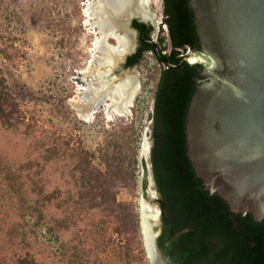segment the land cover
I'll return each mask as SVG.
<instances>
[{
    "label": "trees",
    "instance_id": "16d2710c",
    "mask_svg": "<svg viewBox=\"0 0 264 264\" xmlns=\"http://www.w3.org/2000/svg\"><path fill=\"white\" fill-rule=\"evenodd\" d=\"M164 1L162 23L170 44L160 37L158 43L161 54L169 49L161 56L175 67L157 59L163 68L154 92L150 151L161 217L157 250L170 264H264V220L233 212L216 190H207L189 156L188 116L204 82L203 68L178 64L187 50L202 47L189 0ZM132 26L145 28L136 21ZM146 31L149 40L153 30ZM145 51L154 53L144 45L129 58L130 66L138 65ZM2 56L10 59L11 48ZM0 130L21 139L12 155L7 146L0 151V264H78L82 244L71 243L83 220L95 210L122 206L115 186L126 178L123 162L115 155L104 170L91 166L89 154L70 139L25 117L1 75Z\"/></svg>",
    "mask_w": 264,
    "mask_h": 264
},
{
    "label": "rangeland",
    "instance_id": "374dc122",
    "mask_svg": "<svg viewBox=\"0 0 264 264\" xmlns=\"http://www.w3.org/2000/svg\"><path fill=\"white\" fill-rule=\"evenodd\" d=\"M84 3L88 0H0V75L25 117L70 139L75 149L89 154L91 166L104 170L115 155L123 162L126 178L115 186L116 201L122 206L113 212L95 210L83 220L79 238L71 243L82 244L78 264H168L157 249L153 254L147 247V241L161 229L150 151L154 92L163 66L150 52L130 68L122 63L128 51L120 52L116 64L105 60L99 74L92 71L93 87L110 88L112 100L117 101L126 78H133L136 91L131 106L122 114L113 112L110 120L100 110L91 121H81L70 102L81 86L79 72L89 68L95 41V35L83 25ZM141 3L151 14L150 39H166L162 0ZM116 28L120 35L132 30L130 23ZM106 42L110 50L118 46L113 35ZM7 47L11 48L10 59L2 56ZM168 52L166 48L163 53ZM1 133L5 142L0 140V151L7 146L8 153H13L20 137ZM51 245L58 254V244Z\"/></svg>",
    "mask_w": 264,
    "mask_h": 264
},
{
    "label": "water",
    "instance_id": "95a60500",
    "mask_svg": "<svg viewBox=\"0 0 264 264\" xmlns=\"http://www.w3.org/2000/svg\"><path fill=\"white\" fill-rule=\"evenodd\" d=\"M191 6L203 51L187 52L178 66L201 65L204 82L190 105L189 156L207 190L233 212L264 220V0H191ZM133 18L142 20L131 15L120 27ZM191 56L198 61L189 63ZM158 235L147 241L153 254Z\"/></svg>",
    "mask_w": 264,
    "mask_h": 264
},
{
    "label": "bare ground",
    "instance_id": "6f19581e",
    "mask_svg": "<svg viewBox=\"0 0 264 264\" xmlns=\"http://www.w3.org/2000/svg\"><path fill=\"white\" fill-rule=\"evenodd\" d=\"M92 1V4L89 0L87 4L84 3L86 8L83 22V25L88 27V31L95 35V41L92 44L93 48L90 50L92 59L88 62L89 68L79 72L81 86L78 87L73 100L70 102L78 118L84 122L91 121L93 116L100 110H103L107 119L110 120L113 112L122 114L126 111V108L131 106L136 91L133 78H126L125 89L121 91L120 99L114 101L111 97L112 90L110 88L106 87L101 90L93 87L91 80L92 71L96 70L99 74L100 65L105 60L109 59L113 64H116V59L120 52L128 51V49L132 48V35L128 32H123L120 35L117 33V28L115 29V27L123 29V26L120 27L119 21L131 15L140 16L143 19L150 18L148 20H151V14L142 7L144 4L141 2L145 0ZM110 35H113L118 41V46L114 49L111 48V50L106 42ZM96 53H99L100 56L96 55ZM198 59L195 56H191L188 58V62L195 63ZM147 245L149 252H152L151 244L148 242Z\"/></svg>",
    "mask_w": 264,
    "mask_h": 264
},
{
    "label": "flooded vegetation",
    "instance_id": "af4514ba",
    "mask_svg": "<svg viewBox=\"0 0 264 264\" xmlns=\"http://www.w3.org/2000/svg\"><path fill=\"white\" fill-rule=\"evenodd\" d=\"M180 1V0H179ZM189 4H190V6H191V0H189ZM191 8H192V6H191ZM144 9H145V11H147L148 9L145 7V4H144ZM193 9V8H192ZM194 10V9H193ZM149 12V11H148ZM162 20H163V18H165V1L164 0H162ZM140 17V16H139ZM168 16L166 15V18H167ZM143 19V18H142ZM148 19H150V18H147V19H143V20H141V19H139V18H133L132 20H131V22H130V26H131V28H132V30L134 31V33H135V37H136V41H135V44H134V48H133V50L131 51V52H129V53H127V55L125 56V58H124V60H123V66H125V67H127V68H130V67H133V66H136V65H131L130 66V63H132V60L130 59L129 60V58L130 57H132V56H134L135 54H137L138 53V51L140 50V49H143L144 48V45H147V44H149V45H151L152 47H153V49H154V53H152V52H150V53H152L155 57H156V59H159V57H158V55H157V53H156V49H155V47H154V44L158 47V49H159V52H160V46H159V41H158V39H159V37L156 39V41H153V40H151V39H146L145 38V35H146V28L148 29V28H152L153 26H152V24H151V22L150 21H146V20H148ZM162 20H161V24L163 25V23H162ZM133 21H136L137 23H139V24H143V25H145V28L144 29H141V31L140 30H138V29H136V28H134L133 26H132V23H133ZM194 22H195V25H196V29H197V34H198V36H199V39H200V44H201V47H202V49H201V51H203V43H202V38H201V35H200V31H199V26H198V22H197V15H196V13H195V11H194ZM164 26V28H165V30H166V33H165V36H166V42L168 43V44H170V36H169V32H168V29H167V27L165 26V25H163ZM160 38H162V36H160ZM132 47H133V43H132V45H131ZM131 49V48H130ZM130 49H128V51L130 50ZM187 52H191V53H193V52H200V51H191V50H187L186 51V53ZM145 53H148V51H145V52H143V56H144V54ZM185 53V54H186ZM162 54H164L163 52H162ZM161 54V52H160V55H162ZM161 57H163V56H161ZM164 58V57H163ZM160 60V59H159ZM161 61V60H160ZM203 73V72H202ZM156 249H157V247H156ZM167 259V258H166ZM167 263L168 264H170V262H169V260L167 259Z\"/></svg>",
    "mask_w": 264,
    "mask_h": 264
}]
</instances>
